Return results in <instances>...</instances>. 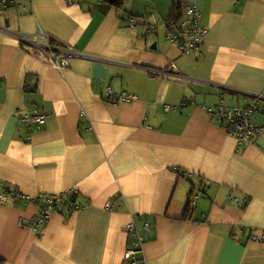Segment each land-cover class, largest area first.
Listing matches in <instances>:
<instances>
[{"label":"crops","instance_id":"obj_1","mask_svg":"<svg viewBox=\"0 0 264 264\" xmlns=\"http://www.w3.org/2000/svg\"><path fill=\"white\" fill-rule=\"evenodd\" d=\"M191 1L209 28L192 55L166 40L158 0L0 2V184L83 201L41 233L27 225L35 202L0 204L4 264H264V131L238 146L210 113L264 93V0ZM152 11L157 34L131 25ZM47 35L81 55L49 65ZM108 88L136 96L116 102ZM35 108L47 121L30 133ZM253 118L264 123V98ZM133 221L150 228L127 259Z\"/></svg>","mask_w":264,"mask_h":264},{"label":"built area","instance_id":"obj_2","mask_svg":"<svg viewBox=\"0 0 264 264\" xmlns=\"http://www.w3.org/2000/svg\"><path fill=\"white\" fill-rule=\"evenodd\" d=\"M4 3L13 2V0H1ZM10 4V3H9ZM189 11L192 12L193 8L189 5L187 6ZM155 14V13H152ZM151 14V15H152ZM150 15V16H151ZM146 18L147 20L150 18ZM132 25V24H131ZM149 32H152V27H147ZM168 35L170 38L174 39L180 44L181 52L185 55H192L201 52V36H199L194 30L187 28L186 22L183 23V27L180 25L175 27L174 25H169ZM45 42L50 45L51 38L49 35L45 37ZM76 56L75 51H66L63 54L57 53L55 49L53 50V63L55 65H66L69 60ZM132 96H128L131 98ZM260 97V95H258ZM258 97H255L254 101H250L249 104L244 106H232L225 107L218 105L220 107L219 112L211 111V113H217L220 116L221 121L226 124L231 130L230 135L236 137L239 145H249L254 143L256 139V134L264 130V125L260 126L251 120L250 116L252 112L257 110ZM25 116H28L27 114ZM30 120V117H28ZM56 193L40 192L34 197H30L25 194L17 185L7 182V184H0V204L4 205H15V200L17 198H22L23 202L33 201L36 203V199L42 197L43 207L38 209L36 216L27 223L31 230L38 233L43 231L44 226L49 220L51 213L56 210L54 205L51 203L55 198ZM59 201V199H57ZM106 205L110 206L111 203L108 202ZM150 228V223L146 221L142 226H138L136 221H133L127 225V231L129 233L130 242L128 249L126 251V258H134L136 253L140 252L141 246L145 241L141 229L148 230ZM136 261H134V264Z\"/></svg>","mask_w":264,"mask_h":264},{"label":"bare ground","instance_id":"obj_3","mask_svg":"<svg viewBox=\"0 0 264 264\" xmlns=\"http://www.w3.org/2000/svg\"><path fill=\"white\" fill-rule=\"evenodd\" d=\"M140 15H133L132 18L130 19V22L132 25H150L152 27V32H150L151 35H155L158 33V29H159V25L161 22V19H159L156 14H152L150 16V18L147 20L145 16L143 17H139ZM145 18V19H144ZM162 27L164 28V36L166 38V40H168L169 42L173 43L174 45H176L180 50V44L178 42H176L174 39L170 38L168 35V28H169V21L164 20L163 21V25ZM51 38V44L48 45L46 42L44 44H40L38 45V54L39 57L46 63H48L49 65L59 69V70H64L65 68L70 66L71 60L74 57L80 56L81 52L80 50L77 48L76 45L69 43L67 41H61L57 38H55L52 35H49ZM54 48H60L62 49L63 53L66 51H75L76 52V56H73L69 62L66 65H55L53 63V50ZM51 50V51H50ZM106 95L109 97V100L114 99V101L116 102H120V101H128L131 100L133 98H135V94L134 93H130L127 91H119V92H114L112 89L108 88L106 91ZM114 98H111V97ZM128 96H132L131 98H128ZM175 106L170 105L167 108H174ZM211 113V112H210ZM28 116H25V115ZM212 116L216 115L215 113H211ZM28 117H30V120H28ZM220 118V117H219ZM23 121L24 123L28 126V127H32V131L30 133H33L37 130H40L46 123L47 121V114L41 110H39L38 108H35L33 110H28L24 113L23 115ZM228 130V133L231 134V130L229 127H226ZM110 202V200L107 201V203ZM28 202L24 203L23 205H21L20 207H23L25 205H27ZM24 223V221H23ZM26 225V224H25Z\"/></svg>","mask_w":264,"mask_h":264},{"label":"trees","instance_id":"obj_4","mask_svg":"<svg viewBox=\"0 0 264 264\" xmlns=\"http://www.w3.org/2000/svg\"><path fill=\"white\" fill-rule=\"evenodd\" d=\"M108 1L114 5H118L119 8H122L124 4V0H108ZM1 3L3 4V6H6V3L4 2H1ZM9 3L10 5L5 7L6 9L11 7V5L13 4V2H9ZM176 3L178 4V6H181V9L179 10L178 18L174 19V18H171V16H172V11L174 10V6ZM175 4L172 6L171 12L167 16L172 20V21H169V25H174L175 27H178L180 25L181 27H183V23L186 22L187 28L194 30L199 36H201V48H202L206 35L209 32V28L207 26H204L200 22L201 10L199 9L198 4L191 0H189V3L184 7L182 6L180 2H175ZM189 5L193 8L192 12H190L187 7ZM202 52H203V49L201 50V52L197 54H201ZM257 95H260L264 98V93H259ZM263 98H260L258 100L257 106H259V104H262ZM254 99H255V96H252L251 101H254ZM233 106H237V105H233ZM253 112H256V111L254 110ZM4 184L6 185L7 182ZM55 198L56 200H53L51 202L55 206L54 209L56 208L58 209V211L66 213L68 215H72L73 211H75L77 208H79L83 204L82 198L80 199V197H78L76 193L62 192V193L55 194ZM57 199H59V201H57ZM15 202L16 203L14 206L16 207H20L21 205H23L22 198H17ZM36 204L38 206V209H41L43 207L42 197H39L36 199ZM189 211H190V208L187 207V210L185 212L186 216L188 215ZM5 262H6L5 258L2 255H0V264H4Z\"/></svg>","mask_w":264,"mask_h":264},{"label":"rangeland","instance_id":"obj_5","mask_svg":"<svg viewBox=\"0 0 264 264\" xmlns=\"http://www.w3.org/2000/svg\"><path fill=\"white\" fill-rule=\"evenodd\" d=\"M180 1L182 2V6H183V7L186 6V5L189 3V0H180ZM1 2H2V1H1ZM176 2H178V1H176ZM158 3H159L160 6L166 4V6L168 7L167 12L165 13V14H166V17H165V18H167V16H168V15L170 14V12H171V8H172V6H173V0H158ZM9 5H10L9 3H6V6H9ZM6 6H3V7L5 8ZM180 9H181V6H178V4L176 3L175 6H174V10L172 11V16H171V18L177 19V18H178V15H179V10H180ZM156 12H157L158 14H160L159 11H158L157 9H156ZM152 13H154V12L152 11V12L146 14V15H140L139 17H143V16L148 17V16H150ZM161 18H163V17H161ZM167 32H168V30H167ZM181 53H182V52H181ZM182 54H183V53H182ZM183 55H185V54H183ZM253 96L258 97L257 94H254ZM260 98H263V97H262V96L258 97V99H260ZM218 105H219V104H218ZM218 105H217L216 108H213V109H210V110H211V111H215V112H219V111H220V107H219ZM220 105L225 106V107H227V108L233 106V105H227V104L224 102V98H221ZM173 106H174V105H173ZM237 106H242V105H237ZM257 110H258V107H257ZM257 110H256V111H257ZM211 111H210V112H211ZM253 113H254V112H252V114H251V116H250L251 120L254 121L255 123L259 124L260 126H263L264 123L261 124V123L257 122V121L253 118ZM221 123H222L224 126H226V124L223 123L222 121H221ZM263 131H264V130H263ZM263 131H261V132H263ZM261 132H258V133L256 134V137H257V135H258L259 133H261ZM233 137H234V135H233ZM235 138H236V137H235ZM236 141H237V140H236ZM255 142H256V139H255ZM255 142H254V143H255ZM250 144H252V143H250ZM237 145L240 146V145L238 144V142H237ZM196 188H199L198 185H197Z\"/></svg>","mask_w":264,"mask_h":264}]
</instances>
